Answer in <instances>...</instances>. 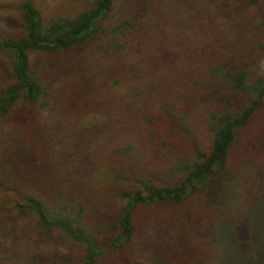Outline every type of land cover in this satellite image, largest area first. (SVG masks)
Instances as JSON below:
<instances>
[{
    "label": "trees",
    "instance_id": "trees-1",
    "mask_svg": "<svg viewBox=\"0 0 264 264\" xmlns=\"http://www.w3.org/2000/svg\"><path fill=\"white\" fill-rule=\"evenodd\" d=\"M0 0V264H264V0Z\"/></svg>",
    "mask_w": 264,
    "mask_h": 264
},
{
    "label": "rangeland",
    "instance_id": "rangeland-1",
    "mask_svg": "<svg viewBox=\"0 0 264 264\" xmlns=\"http://www.w3.org/2000/svg\"><path fill=\"white\" fill-rule=\"evenodd\" d=\"M93 0H38L40 5L46 11L57 10V9H74L80 6H85ZM124 0H114V10L112 17H115L117 11Z\"/></svg>",
    "mask_w": 264,
    "mask_h": 264
}]
</instances>
